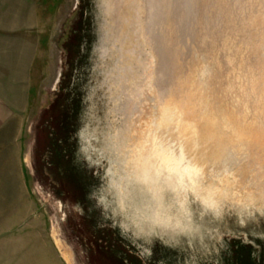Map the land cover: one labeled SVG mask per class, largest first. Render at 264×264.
I'll return each instance as SVG.
<instances>
[{"label":"rangeland","instance_id":"374dc122","mask_svg":"<svg viewBox=\"0 0 264 264\" xmlns=\"http://www.w3.org/2000/svg\"><path fill=\"white\" fill-rule=\"evenodd\" d=\"M0 99V264H264V0H0Z\"/></svg>","mask_w":264,"mask_h":264},{"label":"crops","instance_id":"0c3cea01","mask_svg":"<svg viewBox=\"0 0 264 264\" xmlns=\"http://www.w3.org/2000/svg\"><path fill=\"white\" fill-rule=\"evenodd\" d=\"M5 107V110H4V112H7L6 114H4L5 115V118H1V117H3V116H1L2 115V108H4ZM7 120H8V110L6 109V105L4 104L3 105V100L2 99H0V127H2L3 126V124L5 123V122H7Z\"/></svg>","mask_w":264,"mask_h":264},{"label":"trees","instance_id":"16d2710c","mask_svg":"<svg viewBox=\"0 0 264 264\" xmlns=\"http://www.w3.org/2000/svg\"><path fill=\"white\" fill-rule=\"evenodd\" d=\"M77 115H78V113L76 114V120H77ZM75 128H76V126H75ZM75 131H76V129H74V133H75ZM70 135H71V133L69 134V136L68 137H70ZM72 136V135H71ZM68 140H69V138H67ZM76 140H77V138H76ZM72 152L68 149V151H67V149H65L64 151H63V155H62V158H66V159H70V160H72ZM248 259V257L246 256L245 257V259L243 260V262H245V261H248L247 260Z\"/></svg>","mask_w":264,"mask_h":264},{"label":"water","instance_id":"95a60500","mask_svg":"<svg viewBox=\"0 0 264 264\" xmlns=\"http://www.w3.org/2000/svg\"><path fill=\"white\" fill-rule=\"evenodd\" d=\"M232 158V157H231ZM228 160V159H227ZM176 163H179V168L182 170V167L180 166L181 164V158L180 157H178L177 158V160L175 161ZM183 171V174H185L184 176H185V178L184 179H190L189 178V175L191 174L190 173V171H188V168L187 169H185V170H182ZM174 173V172H173ZM183 179V180H184ZM173 182H175V181H173ZM176 182H178V181H176ZM182 182V181H181ZM173 184V183H172Z\"/></svg>","mask_w":264,"mask_h":264},{"label":"bare ground","instance_id":"6f19581e","mask_svg":"<svg viewBox=\"0 0 264 264\" xmlns=\"http://www.w3.org/2000/svg\"><path fill=\"white\" fill-rule=\"evenodd\" d=\"M77 76V75H76ZM80 77V76H79ZM72 79V78H71ZM73 81V80H72ZM76 81V80H75ZM74 82V81H73ZM71 84V83H70ZM91 91V90H90ZM82 131V130H81ZM80 133V132H79ZM78 135V134H77ZM82 136V135H81ZM83 138V137H82ZM77 140H78V138H77ZM79 148V147H78ZM81 156H79V158H80ZM81 159V158H80ZM163 160V157L161 156V161ZM162 164H164V163H162ZM89 169V168H88ZM100 170V169H99ZM100 182V181H99ZM98 189H99V187H98ZM92 195V194H91ZM94 195V194H93ZM90 196V195H89ZM105 213V212H104ZM107 216H108V214H107ZM103 217H105V216H103ZM105 219V218H104Z\"/></svg>","mask_w":264,"mask_h":264}]
</instances>
